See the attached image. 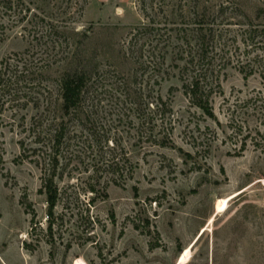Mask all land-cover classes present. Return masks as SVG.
Wrapping results in <instances>:
<instances>
[{
    "label": "rangeland",
    "instance_id": "rangeland-1",
    "mask_svg": "<svg viewBox=\"0 0 264 264\" xmlns=\"http://www.w3.org/2000/svg\"><path fill=\"white\" fill-rule=\"evenodd\" d=\"M208 1L218 11L229 7L220 25L227 46L217 57L227 66L213 81L221 86L212 98L216 120L184 93L178 68L185 64L179 60L184 36L177 33L184 20L174 15L186 0H88L84 10L75 4L63 16L71 31L88 33L83 56L91 80L62 148L55 243L40 194L43 165L34 154L41 147L35 119L45 109H22L5 98L0 264H264V81L240 73L252 60L244 15L252 19L263 0ZM144 5L163 29L159 44L138 35L149 25ZM4 22L0 70L30 48L33 60L58 54L47 39L33 49L22 25ZM41 81L34 84L53 88L56 101V82ZM159 96L173 111L163 121L155 114ZM165 139L168 147L161 145Z\"/></svg>",
    "mask_w": 264,
    "mask_h": 264
},
{
    "label": "trees",
    "instance_id": "trees-1",
    "mask_svg": "<svg viewBox=\"0 0 264 264\" xmlns=\"http://www.w3.org/2000/svg\"><path fill=\"white\" fill-rule=\"evenodd\" d=\"M60 3L61 0H0V29L3 33L8 28L4 22L8 18L10 27L22 25L23 31L29 33L30 45L33 49L39 48L40 43L47 39L50 45L49 50H59L57 55L33 60L31 56H28L31 53L30 48L25 53L15 54V58L4 61L0 70V101L9 98L10 102L18 104V107L22 109L30 107L38 111L45 109L40 117L35 119L34 130L38 131V144L41 147L36 149L34 154H38V160L43 165L44 177L40 194L47 198L48 236L51 243H55L54 228L59 221L57 208L62 199V193L57 184L60 176L62 148L71 123L80 113L84 95L91 80V72L83 56V45L88 39V33L80 34L71 31L69 29L71 25L62 19L75 4L84 10L88 0H68L66 9L60 6ZM228 10L229 7L222 6L218 11L210 5L208 0H186L185 5L180 9L181 12L174 15L184 20L182 28L177 29L179 31L177 33L183 32L184 36L179 45V60L185 64L183 67H178L181 80L184 82V93L195 107L213 120H216V115L212 98L215 90L221 89L220 84L214 85L213 81H216L215 75L227 66V62L223 61L217 64V57H222L219 53L225 52L224 48L227 46L222 43L225 32L220 25L224 20L229 19L223 17ZM143 11L145 17L150 19L149 25L140 27L138 35L153 39V42L157 40L159 44L164 38L161 35L163 29L157 25L156 20L151 19V14L145 5ZM238 11V8L233 7L232 14ZM244 16L248 20L245 33L248 35V48H252V60L242 65L240 73L244 75L245 80L259 75L264 81V0L252 19L247 15ZM66 35L70 37L73 35V37L69 39ZM63 38H66L64 43L61 41ZM156 59V66L161 73L166 56L162 55L160 50ZM55 68H58L57 77L53 75ZM9 73L11 75H8ZM5 76H9L8 81H4ZM40 80L56 82L58 92L56 101L53 100V88L40 83L34 84L35 81ZM24 86L31 88L30 91L38 90L40 95L26 94L25 89L23 90ZM172 112L170 102L159 96L155 114L163 121ZM22 120L25 121L26 116ZM169 143L170 141L165 139L161 145L168 147ZM22 150L23 152L26 150L24 145ZM25 156L30 158L28 155ZM92 192L95 193V189H92ZM136 192L138 194V189ZM107 197L108 195H105V198ZM29 207L32 209V206ZM36 219L34 215L33 224Z\"/></svg>",
    "mask_w": 264,
    "mask_h": 264
}]
</instances>
